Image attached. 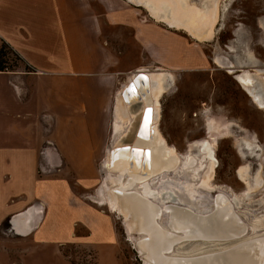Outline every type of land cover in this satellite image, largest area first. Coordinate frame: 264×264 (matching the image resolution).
<instances>
[{"label":"rangeland","instance_id":"rangeland-1","mask_svg":"<svg viewBox=\"0 0 264 264\" xmlns=\"http://www.w3.org/2000/svg\"><path fill=\"white\" fill-rule=\"evenodd\" d=\"M173 2L162 0L165 10L173 8ZM84 3H89L84 14L100 21L101 41L114 53L110 71L115 87L107 111L98 99L92 102V117L84 105L75 112V133L87 126L92 145L101 148L92 166L74 168L69 166L72 158L63 162L53 143L41 147L39 175L65 183L47 201L61 205L66 198L59 213L66 235L51 244H37L28 236L15 235L13 217H9L0 225V264H148L137 245L144 234L130 230L129 216L111 203L112 178L117 174L106 165L117 145L134 143L137 121L132 127L131 122L141 106H134L121 123L116 106L123 88L141 72L162 74L163 89L154 107L156 128L180 160L175 170L149 181L155 192L152 201L164 210L158 220L161 227L169 229L167 206L208 214L218 195L227 197L247 226L243 236L226 241H183L169 255L190 257L264 237V98L258 103L246 88L264 93V0H186L187 8L198 13L216 9L211 36L204 41L156 18L149 7L132 0ZM128 11L122 25L115 17L109 19ZM143 25L145 32L139 34ZM160 28L178 37L160 39ZM3 51L10 70L33 71L17 52L7 47ZM151 51H157V60ZM73 140L82 143L80 136ZM191 159L192 166L186 165ZM134 189L141 191L140 186ZM47 211L49 215L51 210Z\"/></svg>","mask_w":264,"mask_h":264},{"label":"crops","instance_id":"crops-1","mask_svg":"<svg viewBox=\"0 0 264 264\" xmlns=\"http://www.w3.org/2000/svg\"><path fill=\"white\" fill-rule=\"evenodd\" d=\"M88 4L84 0H0V43H8L33 69L0 71V225L13 217L12 232L37 244L57 242L67 232L59 224L66 198L61 205L47 201L65 183L39 175L41 147L53 143L63 162L72 158L69 166L74 168L92 166L101 146L92 145L87 126L75 133V112L84 105L92 117V102L98 99L107 111L114 95L110 71L114 53L101 41L100 21L84 14ZM128 16L129 11L108 17L122 25ZM143 27L139 34L145 32ZM159 32L160 39L178 37L161 28ZM152 55L157 60V51ZM47 129L46 137L53 139L42 137ZM74 136H80L82 143L75 142Z\"/></svg>","mask_w":264,"mask_h":264},{"label":"bare ground","instance_id":"bare-ground-1","mask_svg":"<svg viewBox=\"0 0 264 264\" xmlns=\"http://www.w3.org/2000/svg\"><path fill=\"white\" fill-rule=\"evenodd\" d=\"M132 1L146 5L156 18L165 19L171 26L186 29L200 41L211 36L216 15L215 7L198 13L187 8L186 0H175L170 10H165L166 4L163 5L162 0ZM161 75L143 72L136 74L118 96L116 113L119 123L123 122L128 114H132L130 111L134 106L139 105L142 110L139 111L141 107L137 110L131 122L132 127L133 122L137 121L134 143L117 145L115 151L108 156L107 169L117 174L112 178L114 186L110 188L113 207L117 206L123 214L129 216L130 230L144 234V237L138 240V246L148 264H264V237L248 239L227 249L207 252L198 257L169 255L174 247L184 240L234 239L243 236L247 232V226L235 213L227 197L218 195L215 199L216 210L213 213L200 214L176 205L167 206L169 229L164 230L161 227L158 220L164 210L152 201L155 192L149 181L153 176H157L161 165H167V168L160 172L163 174L165 170H172L179 163V157L166 145L156 128L157 113L154 107L163 89ZM131 85L135 92L129 88ZM248 87L249 85H246L249 94L261 103L264 98L263 91L253 92ZM148 108H151V112L146 114ZM146 132L148 136L145 135ZM191 161L192 159L187 161L186 165L192 166L194 162ZM209 174L211 173L207 172V179ZM148 178L151 179L147 180ZM135 186H140L141 191H136Z\"/></svg>","mask_w":264,"mask_h":264},{"label":"trees","instance_id":"trees-1","mask_svg":"<svg viewBox=\"0 0 264 264\" xmlns=\"http://www.w3.org/2000/svg\"><path fill=\"white\" fill-rule=\"evenodd\" d=\"M1 45H2V49L0 48V71H12L7 66V61L4 58L6 54L4 53L3 48L7 47V48H9L11 51H13L15 53H16V51L11 46H9L5 41H2ZM16 54L19 57H21L18 53H16Z\"/></svg>","mask_w":264,"mask_h":264},{"label":"water","instance_id":"water-1","mask_svg":"<svg viewBox=\"0 0 264 264\" xmlns=\"http://www.w3.org/2000/svg\"><path fill=\"white\" fill-rule=\"evenodd\" d=\"M129 88H132L133 89V91L135 92V88L133 87V85H131V86H129ZM151 112V108H148V109H146V114L148 113V112ZM145 125H146V123H145ZM142 129V128H141ZM145 135L146 136H148L147 135V132L145 133ZM195 240H203V241H214V240H204V239H193V240H184V241H195ZM226 241V240H230V239H219L218 241ZM137 245H138V242H137ZM139 247V246H138ZM205 253H203V254H199V255H195V256H191V257H198V256H200V255H204Z\"/></svg>","mask_w":264,"mask_h":264},{"label":"flooded vegetation","instance_id":"flooded-vegetation-1","mask_svg":"<svg viewBox=\"0 0 264 264\" xmlns=\"http://www.w3.org/2000/svg\"><path fill=\"white\" fill-rule=\"evenodd\" d=\"M179 162H180V160H179ZM160 165H161V164H160ZM178 165H179V163H178L177 166H176L174 169H172V170H175V169L178 167ZM143 167H144V163H143ZM160 167H161V168L157 171V172H158V173H157V176H158V175H161V173H160L161 170H162V169L164 170V168H167V165H165V166H162V165H161ZM170 171H171V170H169V171L165 170L164 173H165V172H170ZM139 172H140V171H139ZM150 179H151V178H148L147 180H150ZM215 210H216V209H215V206H214V209H213V211H212L211 213H213Z\"/></svg>","mask_w":264,"mask_h":264}]
</instances>
